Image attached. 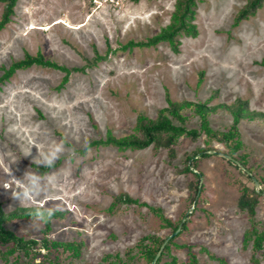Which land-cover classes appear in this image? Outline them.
I'll use <instances>...</instances> for the list:
<instances>
[{"label": "rangeland", "instance_id": "obj_1", "mask_svg": "<svg viewBox=\"0 0 264 264\" xmlns=\"http://www.w3.org/2000/svg\"><path fill=\"white\" fill-rule=\"evenodd\" d=\"M247 1L197 2L192 20L197 34L179 35L174 51L164 41L126 44L146 41L169 24L175 0H17L0 30V76L25 52H40L71 72L61 85L63 71L33 65L0 82L1 208L62 212L50 221L47 238L82 242L78 257L61 248L50 253L40 245L39 218L7 222L18 236L39 243L19 254L23 264H54L56 255L59 264H109L116 254L126 264H151L138 252L141 238L165 239L173 232L149 207L172 223L185 221L162 262L176 257L185 263L192 252L198 264H220V258L226 264H264V240L259 249L254 243V232L264 233L263 117L235 123L230 110H210L214 135L201 130L196 138L182 135L173 154L152 145L120 150L91 144L108 132L140 135L137 116L154 119L167 97L208 107L244 101L247 113L264 114V2L235 23ZM4 5L0 2V18ZM97 55L101 59L90 64ZM182 113L186 127L200 128L192 109ZM233 125L240 141L236 151L221 141ZM56 144L63 145L58 164L40 173L34 166L46 164L42 155ZM203 148L209 156L198 153L188 160ZM229 152L244 160L245 166L239 163L244 169L219 154ZM186 165L199 176L185 172ZM26 173L38 178L27 197L21 190V180L29 184ZM245 188L257 197L252 216L238 205ZM120 193L147 206L110 209ZM5 250L0 245V264Z\"/></svg>", "mask_w": 264, "mask_h": 264}, {"label": "trees", "instance_id": "obj_2", "mask_svg": "<svg viewBox=\"0 0 264 264\" xmlns=\"http://www.w3.org/2000/svg\"><path fill=\"white\" fill-rule=\"evenodd\" d=\"M202 0H175L174 9L170 16V22L165 27L161 28L158 33L148 38L146 41L133 42L129 41L126 46L127 47H146L153 46L159 42H167L173 48L174 51L177 50V37L179 35H188V36H196L197 30L195 25L192 23L195 15V6L196 3ZM0 2H4V10L2 12L0 18V30L4 28V26L10 21L11 16L14 13V6L17 0H0ZM264 0H248L247 3L238 11L235 16V23L239 22L242 19H245L251 15H254L256 11L262 6ZM125 47V46H124ZM97 59H101V56L97 55L94 61L90 64L95 63ZM33 65H37L40 67H50L54 69H59L64 72V77L62 79L61 85L67 81V77L71 72V69L59 65L56 62L45 58L44 55L40 52L32 55L28 52L24 53L22 59L16 60L12 62L9 67L3 70L2 75L0 76V82H4L8 80L18 69L29 68ZM75 70H79L77 68H73ZM167 106L161 108L157 116L154 119L148 118L143 114H139L136 119L135 130L140 134H128L123 137H115L110 132L107 133V136L104 140H96L91 142L93 145L97 144H105V145H113L120 150L131 149L138 150L149 147L150 145L155 148L164 147L169 149L170 154H173L172 146L175 144L177 139L182 135L190 136L191 138H196L200 134V130L205 132L207 135H214L213 131L209 128V122L207 119V114L211 110H216L217 108H225L231 111L233 119L238 122L241 118H247L249 120H254L256 118H264V114L261 112H253L247 113L245 108V102L239 101L233 107L219 104L214 107H208L206 103L201 102H190L187 100L184 101H173L169 97L166 99ZM184 109H192L194 113H196L200 120V128H188L185 125L187 120V116L182 113ZM176 121V122H175ZM238 133L235 131L234 125L231 126L225 133H222L221 141H223L232 151H236V149L240 146V141H238ZM233 140L234 142H230ZM201 153L202 157H207L209 154L206 153V149H199L198 152L193 153V155L188 157L192 159L196 154ZM231 156L238 163L245 166V162L242 158H235L231 152L226 153ZM228 161H232L227 159ZM193 162H197V159H194ZM236 163V162H235ZM58 163L54 162L52 165L43 164L34 166L40 173H45L50 170L52 167H55ZM236 165H238L236 163ZM235 165V166H236ZM185 172L192 173L195 177H198L199 174L193 172V168L189 165L185 166ZM252 178V176H251ZM260 184V182H259ZM197 187H194L193 193H195ZM252 191L248 189H244L242 194L238 199V205L241 209L247 210L249 215H254V208L256 205L257 197L254 195ZM145 205V203H140L137 199L132 198L130 195L125 193H120L116 195L111 203L110 209L116 206L121 205ZM149 207V206H148ZM151 211L156 213L162 220L163 225L169 227L172 232H174L179 223H172L171 220L165 218L161 211L157 208L149 207ZM62 212H56L54 210H47L42 207H22L16 210H13L9 213H5L1 208L0 204V245L5 246L6 250L2 252L5 264H23L19 258V254H28L30 250L36 247L39 243H37L34 239H25L22 236H18L15 232L5 227L7 222H11L13 220L18 219H30L33 220L35 217L39 218L40 221L44 224L42 233L43 238L40 241V245L43 249L48 252L58 251L59 248L62 251H66L69 253L71 257H78L80 253V249L82 246V242H60L54 241L47 238V232L50 229V221L52 218L56 216L62 217ZM185 228V221L182 223L181 230ZM179 234V233H178ZM175 237V236H174ZM173 238H171L166 245L164 246L162 252L157 258L154 264H198L195 255L191 252L189 261L185 263H179L176 257H171V259L167 262H162V256L165 252L169 251V247ZM164 239L159 238L157 236H145L141 238L140 243L138 244V252L142 255L148 263L152 262L154 256L158 252L162 242ZM254 240H255V248L259 249L262 247V242L264 240V233H256L254 232ZM16 255L14 256V254ZM8 257H14V260L9 262ZM213 257V256H211ZM131 258V257H130ZM55 260H51L54 264H59L57 261V255L53 257ZM220 264H226L221 258L218 259ZM105 261H109V257H105ZM109 264H126V262L119 257L118 254L113 256V260L108 262Z\"/></svg>", "mask_w": 264, "mask_h": 264}, {"label": "clouds", "instance_id": "obj_3", "mask_svg": "<svg viewBox=\"0 0 264 264\" xmlns=\"http://www.w3.org/2000/svg\"><path fill=\"white\" fill-rule=\"evenodd\" d=\"M62 151H63V145L56 144L50 146L48 153H44L42 156L44 157V160L48 165H52L56 161L57 156L62 154ZM25 178L29 181V184H25L24 181L21 180V184H22L21 190L23 191L24 196L27 197L31 192V185H35L38 178L31 173H26Z\"/></svg>", "mask_w": 264, "mask_h": 264}, {"label": "water", "instance_id": "obj_4", "mask_svg": "<svg viewBox=\"0 0 264 264\" xmlns=\"http://www.w3.org/2000/svg\"><path fill=\"white\" fill-rule=\"evenodd\" d=\"M219 154L222 155L223 157L227 158V159H230V160L236 162L241 168L244 169V167L241 166V165H240L236 160H234L231 156H229V155H227V154H224V153H219ZM247 172H248L247 174H248L249 176H251L250 172H249V171H247ZM252 179H253V181H254L255 186H257V185H258V181H257L254 177H252ZM183 222H184V220H181V222L179 223L177 229L173 232V234H171L170 236L166 237V238L163 240V242H162V244H161V246H160L158 252H157L156 255L154 256V258H153L151 264H154V263L156 262L157 258L159 257V255H160V253L162 252L164 246H165L166 243L170 240V238L173 237L174 235H176V234L180 231V228H181Z\"/></svg>", "mask_w": 264, "mask_h": 264}]
</instances>
